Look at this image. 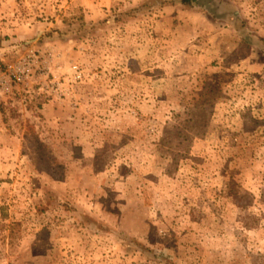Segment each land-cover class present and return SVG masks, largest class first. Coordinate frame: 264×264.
<instances>
[{"label": "rangeland", "instance_id": "obj_1", "mask_svg": "<svg viewBox=\"0 0 264 264\" xmlns=\"http://www.w3.org/2000/svg\"><path fill=\"white\" fill-rule=\"evenodd\" d=\"M29 52L0 264H264V0H0V72Z\"/></svg>", "mask_w": 264, "mask_h": 264}, {"label": "built area", "instance_id": "obj_2", "mask_svg": "<svg viewBox=\"0 0 264 264\" xmlns=\"http://www.w3.org/2000/svg\"><path fill=\"white\" fill-rule=\"evenodd\" d=\"M38 60L33 52H29L25 56L17 59L7 65L5 72H0V101L6 96L11 88V82L20 84L33 78L43 77L45 74L43 68H37ZM74 78L81 79L82 72L76 66L72 67ZM42 89L49 90V95L56 94L59 89V83L51 80L45 85L41 86Z\"/></svg>", "mask_w": 264, "mask_h": 264}, {"label": "trees", "instance_id": "obj_3", "mask_svg": "<svg viewBox=\"0 0 264 264\" xmlns=\"http://www.w3.org/2000/svg\"><path fill=\"white\" fill-rule=\"evenodd\" d=\"M162 1L178 2L179 4L183 6H191V5H196L198 3V0H162ZM231 14L233 17L237 16V14H235L234 12Z\"/></svg>", "mask_w": 264, "mask_h": 264}]
</instances>
